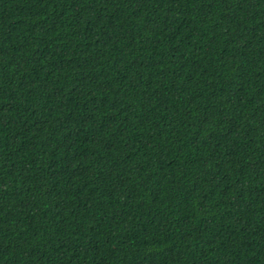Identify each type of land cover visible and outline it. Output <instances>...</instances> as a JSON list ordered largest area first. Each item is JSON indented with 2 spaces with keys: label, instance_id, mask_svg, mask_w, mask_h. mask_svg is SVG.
<instances>
[{
  "label": "trees",
  "instance_id": "trees-1",
  "mask_svg": "<svg viewBox=\"0 0 264 264\" xmlns=\"http://www.w3.org/2000/svg\"><path fill=\"white\" fill-rule=\"evenodd\" d=\"M0 264H264V0H0Z\"/></svg>",
  "mask_w": 264,
  "mask_h": 264
}]
</instances>
